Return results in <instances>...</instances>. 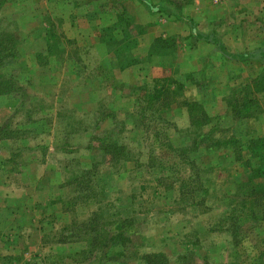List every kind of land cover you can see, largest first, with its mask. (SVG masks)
Wrapping results in <instances>:
<instances>
[{"label": "rangeland", "instance_id": "1", "mask_svg": "<svg viewBox=\"0 0 264 264\" xmlns=\"http://www.w3.org/2000/svg\"><path fill=\"white\" fill-rule=\"evenodd\" d=\"M161 1L0 4V31L15 35L19 50L4 70L19 90L0 95V137L18 140H0V163L19 164L34 156L42 163L46 188L30 189L23 176L21 181L12 173L17 182L11 176L9 196L23 206L16 208L14 221L0 217V240L11 225L21 236L5 244L19 248L17 257L8 258L0 243V264H146L143 256L153 252L164 253L169 264H264V220L230 232L223 219L244 203L239 183L251 177L250 168L264 163V146H253L264 137V125L256 122L264 111L256 77L264 72V58L260 61L256 50L264 37L262 24L257 15L238 11L239 20L250 18L251 24L237 29L255 51L251 60L231 56L221 62L225 79L216 71L217 76L201 78L200 71H189L194 64L185 54L176 52L167 62L156 53L143 56L146 61L129 82L116 79L120 67L141 56L135 36L143 26L132 13L137 2L152 9ZM180 1L186 6L191 0ZM223 1L245 9L242 0ZM249 7L257 4L250 1ZM115 19L114 28L122 27L124 37L89 29ZM110 33L119 38L110 42L111 49L98 44ZM184 40L178 45L185 46ZM155 46L161 53L160 47L177 43L158 39ZM232 48L234 56L243 49ZM154 67H161L162 75ZM156 90L166 97L146 100ZM192 101L202 105L209 121L190 124L186 103ZM113 137L124 148L109 159L105 144ZM254 181L264 183V178ZM92 189L94 197L88 198ZM26 202H36L33 211ZM95 212L100 223L109 222L108 237L118 218L131 219L129 240L90 251L84 223Z\"/></svg>", "mask_w": 264, "mask_h": 264}, {"label": "crops", "instance_id": "2", "mask_svg": "<svg viewBox=\"0 0 264 264\" xmlns=\"http://www.w3.org/2000/svg\"><path fill=\"white\" fill-rule=\"evenodd\" d=\"M250 1L257 4L256 9L249 7ZM242 3L245 9L238 8L235 10L233 4H229L227 1L223 0H191L186 6H183V3L180 0H162L158 8L152 7V9H149V7L143 5V3L137 2V6H135L136 9L134 8V12L132 11V13L136 22L143 26L141 27L140 32L135 36L136 42L142 50L141 56L134 62L126 63L120 67L116 72V79L129 82L131 77L133 78L137 74V69L146 61H143V56L151 59L156 53L165 57L163 62H167L168 58L166 59V56L169 57L174 55L175 52L178 53V56L185 54L189 62L191 61L194 64V68L189 71H200L201 78H209V73L215 74V71L221 74L218 77L223 79L227 78L228 72L226 71L225 74L223 73L225 69L221 66L223 65L221 62H229L231 56L236 57L237 59H243V61L251 60L255 51L254 48L253 50H250L253 42L248 38L246 40V38H244L245 35L237 29L239 25H242L241 27H243L245 24H251L250 18H247L246 21L239 20L237 17L238 11L242 9L243 12L250 14L247 16L253 17L254 15H257V17H259V22L262 24V31L264 32V0H242ZM250 9L256 11L252 12ZM251 13L253 15H251ZM85 18L88 21L87 16H85ZM116 18L117 20L121 19L119 16H116ZM104 20L106 21V19ZM115 22L116 19L113 20L111 24L104 23L103 25H97L95 28L89 29L93 30L97 27L100 30L102 29L113 32L114 34L119 33L120 35H123L124 31L121 32L122 27H119L117 30L114 28ZM255 24L260 25L258 22H255ZM235 31L236 33H234ZM45 34V39L48 41V35L47 33ZM118 39V36L117 38L116 36L112 37L110 33V39L106 40L99 38L98 44L109 46L111 49L110 42L113 40L117 42ZM158 39H162L163 41L171 40L172 42L177 43V47L166 48V46H163L160 47L161 53H159L156 51L157 47L155 46V41ZM183 39H185L184 41H186L187 44L185 46L178 45ZM138 46L137 48L139 49ZM232 46H241L243 49L234 56L232 54ZM256 47H258L256 50L261 52L259 53V60L262 61L264 58V37H262V41ZM50 49L51 45L49 46V50ZM200 64L201 67H198ZM154 68L157 75L158 70H161V74H159L162 75L163 69L161 67ZM187 74L188 73L184 74L185 76L182 74L183 79H187ZM229 77L237 76L231 75ZM256 77L258 79L257 83L260 86L258 93L264 94V83L260 81L262 80V77L264 78V72ZM191 84L196 88V83ZM257 117V125L262 127V125H264V122L262 121L264 118V111L262 113L260 112ZM16 138L17 137L6 135L0 137V140L15 141L18 140ZM13 152H15V150H13ZM1 159L2 158H0V161ZM12 162L13 161L11 160H6V162L3 160L0 163V180L2 179L0 181V217L4 216L6 222L14 221L18 216L16 208L23 206V203L18 204V202H15V198L9 196L11 189H13L12 182H14L11 177L13 176L12 173H14V176L20 174L18 176L21 181L23 176L25 181L28 182L27 186H29L30 189H46L42 187L41 183V177L43 175L42 163H39L34 156H29L25 159L22 157L19 164ZM14 178L17 182V178ZM22 186L23 185L21 184V187ZM7 196L9 198H7ZM27 203L28 202L25 204V206H27L26 209L33 211L36 202H33L30 205H27ZM43 205H47V202H44ZM41 206L42 205H40V207ZM2 235L3 239L5 238L4 240H0L4 251L3 253H6L8 258L17 257L15 253H18L19 248L13 245H5L9 244L8 239L11 240V238L21 236L17 226L11 225L8 228V231H4ZM3 245L5 247H3Z\"/></svg>", "mask_w": 264, "mask_h": 264}, {"label": "trees", "instance_id": "3", "mask_svg": "<svg viewBox=\"0 0 264 264\" xmlns=\"http://www.w3.org/2000/svg\"><path fill=\"white\" fill-rule=\"evenodd\" d=\"M3 0H0V4ZM19 55L18 50V40L15 35L4 30L0 31V95H5L9 93H14L18 91V86L16 81L10 75L4 73L6 65H8L12 60L14 61ZM12 61V62H13ZM162 94L161 90H156L152 94L146 96V100L149 101L157 98H160ZM166 97V95L162 94ZM150 107V106H149ZM151 108V107H150ZM186 109L188 118L190 119V124L201 125L206 121L210 120V115L204 110L202 105L198 102L192 101L186 103ZM144 110V109H143ZM144 115V114H143ZM193 117H196L197 120H192ZM198 121V122H197ZM6 136V135H4ZM255 149H259L264 146V137L258 138L253 142ZM124 146L118 144L114 137L105 144V151L109 159H114L117 154H119ZM251 177L245 182L239 183L238 187L241 190L240 196H242V201L240 209H232L230 213L224 214L223 219L226 221L228 226L226 230L230 232L236 231L241 225H244L247 222H255L258 220L264 219V183H256L255 179L264 178V163L260 166L250 168ZM90 173V170L87 171ZM93 181V179H92ZM94 197L93 189L89 192L88 198ZM98 212H95L93 216L89 219L88 222L84 223V226L87 229V233L91 235V240L88 243L91 244L92 251L95 248L104 249L107 247L110 242L113 244L123 246L126 241L129 240V235L127 228L132 223V220L127 218H118L116 226L113 228L110 237L108 233L104 232L105 228L109 224L105 218L103 222L100 223V216H97ZM112 222V221H111ZM231 230H230V228ZM104 232V235L101 236L100 233ZM93 236V237H92ZM77 241V240H75ZM89 250V249H88ZM146 264H169L167 256L162 252H153L148 253L143 256ZM177 264H180L179 262Z\"/></svg>", "mask_w": 264, "mask_h": 264}]
</instances>
